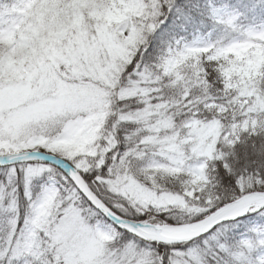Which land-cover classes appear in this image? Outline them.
Wrapping results in <instances>:
<instances>
[{
	"label": "snow or ice",
	"instance_id": "1",
	"mask_svg": "<svg viewBox=\"0 0 264 264\" xmlns=\"http://www.w3.org/2000/svg\"><path fill=\"white\" fill-rule=\"evenodd\" d=\"M165 5L0 0V264H264V30Z\"/></svg>",
	"mask_w": 264,
	"mask_h": 264
},
{
	"label": "trees",
	"instance_id": "2",
	"mask_svg": "<svg viewBox=\"0 0 264 264\" xmlns=\"http://www.w3.org/2000/svg\"><path fill=\"white\" fill-rule=\"evenodd\" d=\"M221 4H227L230 10L253 19L254 26L264 23V0L259 3L257 0H221ZM163 11V23L149 44L153 54L163 51L177 40L188 43L196 36L216 43L215 36L223 23L219 24V20L210 14L209 0H172L171 8L166 6ZM240 152L243 157L244 150L240 149Z\"/></svg>",
	"mask_w": 264,
	"mask_h": 264
},
{
	"label": "rangeland",
	"instance_id": "3",
	"mask_svg": "<svg viewBox=\"0 0 264 264\" xmlns=\"http://www.w3.org/2000/svg\"><path fill=\"white\" fill-rule=\"evenodd\" d=\"M209 8H210V14L212 15V17L216 19H218V17L220 16H223L225 19H227L229 15H235L237 17V20L235 23H236L238 30L234 31L231 27L223 23L222 28L217 32L215 36V40H216L215 42L228 43L234 40H239L242 38L243 32L249 29L264 28V23L258 26L252 25L253 19L249 17H245L243 14L239 13L236 10L235 11L230 10L227 4L226 5L221 4V0H209ZM213 10H216V15L213 14ZM219 24H221V22ZM184 43L189 44V45H203V44L212 43V42L209 40L208 41L204 40L200 38L199 36H196L191 42H188V43L184 42Z\"/></svg>",
	"mask_w": 264,
	"mask_h": 264
},
{
	"label": "clouds",
	"instance_id": "4",
	"mask_svg": "<svg viewBox=\"0 0 264 264\" xmlns=\"http://www.w3.org/2000/svg\"><path fill=\"white\" fill-rule=\"evenodd\" d=\"M259 2H261V0H257V3ZM254 30L260 31V30H264V28H259V29H254ZM241 39H243V35ZM252 163H256L259 166L264 167V155L258 156L256 160L252 161Z\"/></svg>",
	"mask_w": 264,
	"mask_h": 264
}]
</instances>
